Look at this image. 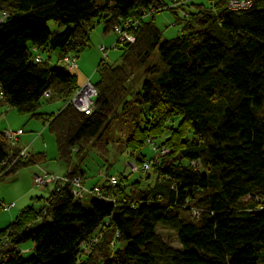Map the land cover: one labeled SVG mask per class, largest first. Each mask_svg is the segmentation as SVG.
I'll return each mask as SVG.
<instances>
[{"label": "trees", "instance_id": "16d2710c", "mask_svg": "<svg viewBox=\"0 0 264 264\" xmlns=\"http://www.w3.org/2000/svg\"><path fill=\"white\" fill-rule=\"evenodd\" d=\"M162 10L172 11L183 26L179 36L163 38L153 21L144 19ZM1 12L0 108L40 121L61 160L88 146L100 151L95 144L116 117L125 132L120 146L126 160L147 161L148 169L136 173H145L144 184L130 178L126 166L111 185V175L99 172L102 181L86 187L98 185L104 197L74 198L69 182L44 187L49 188L44 198L33 197L0 230V236L9 231L10 245L30 241L31 256L9 250L0 264H264L261 2L234 11L226 0H0ZM100 14L107 30L125 19L137 26L130 30L133 42L116 47L121 50L117 64L101 58L95 66L96 94L92 110L84 114L68 103L78 88L70 70L47 59L34 62L32 56L35 49L39 55L57 49L59 55L76 56L88 46L83 24ZM48 20L63 30L49 31ZM154 52L160 65L145 66L149 77L125 99L126 77ZM54 98L62 102L55 111L39 110ZM167 129L159 142L169 151L154 156L147 139L159 140ZM17 142L27 157L12 161L0 176L43 168L44 154L29 153ZM107 142H102L104 152ZM6 149L0 130V160ZM64 173L83 184L80 164ZM191 208L200 211L198 217H191ZM158 225L175 231L180 249L161 239ZM92 237L84 254L81 244Z\"/></svg>", "mask_w": 264, "mask_h": 264}, {"label": "rangeland", "instance_id": "374dc122", "mask_svg": "<svg viewBox=\"0 0 264 264\" xmlns=\"http://www.w3.org/2000/svg\"><path fill=\"white\" fill-rule=\"evenodd\" d=\"M177 15L181 16L179 10H177ZM104 19V14H100L98 17L93 18L87 23L83 24V28L88 38V46L75 53L77 67L69 71V73L75 78V82L78 87H80L84 83L86 78H89L91 82H94L96 80L97 75L94 72V68L101 58H103V61L110 64H117L119 62L121 50L119 48L117 49V46L115 48H111V45L115 40V34L113 31L105 29ZM144 19L153 21L163 38H174L176 36H179L182 32L183 26L181 24L175 23V15L170 10L154 12L153 14H151V16H147ZM46 28L49 31L60 32L64 27L59 26L52 20H48L46 22ZM99 45H103L106 48L105 53L98 49ZM46 51L50 52V54L54 57L58 55L54 63L62 67V62L58 60L59 56L61 55L58 54V50L49 49ZM46 51L41 50L40 54H42L43 56L40 55V58L46 59L44 56L47 54ZM49 64L52 63L50 62ZM158 64V56L156 52H154L153 54H151L149 60L145 64H143L140 68H135L132 70V74L128 75L125 80L128 92L125 99H131L135 91L139 89L141 81L149 77L143 70L145 66L147 67ZM43 100L44 99H42V101ZM61 104V100L54 98L50 102L42 103L39 110L41 112L55 111ZM73 108L76 109L75 107ZM23 117L24 116L18 114L14 109L7 108V106L3 105V107L0 108V130H15L17 128H15V126H17L18 123L22 121ZM177 120L178 119L175 118L176 122ZM170 125L171 124H169V126ZM120 127L121 125L117 121V118L110 117V119L108 120L106 131L103 133L101 140L95 144V146L99 148L100 151H98L93 146H88L85 148L84 152L71 154L70 158L65 159V162L58 160L54 138L45 127L42 130V135L37 136V139H35L33 145L35 144L39 149L37 150L38 152H43L44 154V160L41 162L42 166L44 168H47V170H50L49 172L53 174H59V172L60 174H62L64 173L66 165L77 163L80 164V166L88 176L96 175L97 172H102V175L106 173V176H118L125 173L123 167L127 166L128 161L126 160L125 152L121 151L122 146H120V144L125 137V132L119 130L121 129ZM169 131V129L165 130L162 137L158 141H164V138L170 133ZM20 139L21 136H19V140ZM105 139L108 142L106 145V150L104 152L102 142ZM148 151L149 149L146 150V152ZM80 158H82V160L79 162L78 160ZM29 168L32 169V166H30ZM29 170L30 169L22 168L17 170V172L13 174L0 176V200H3L4 202H12L14 205L9 210L0 209V230L7 227L9 222L14 218L15 214H17V212L25 204L33 202V197L39 196L44 198L46 196L45 191L41 192V189H38L32 185L30 173L31 170ZM18 173L20 174V176L16 177ZM144 175L145 173L136 174L135 172L130 175V178L144 181ZM14 177H16V179H14ZM144 183L145 181L142 182V184ZM28 185L29 192L24 195L25 191L23 190L24 188L28 187ZM242 201L248 203L249 198L244 197ZM34 204L37 207L39 205V202L34 201ZM181 215L184 216L182 212ZM156 232L159 234L161 239L165 241L169 246L177 249L181 248L174 230L158 225L156 227ZM19 247L21 249H27L23 253V258L31 256L32 244L30 241L19 243Z\"/></svg>", "mask_w": 264, "mask_h": 264}, {"label": "built area", "instance_id": "2783aa9c", "mask_svg": "<svg viewBox=\"0 0 264 264\" xmlns=\"http://www.w3.org/2000/svg\"><path fill=\"white\" fill-rule=\"evenodd\" d=\"M255 2H261L264 5V0H226V5L229 9L237 11V10H244L252 7ZM4 12H1L0 14V21L2 17L4 16ZM137 26L136 21H133L131 19H125L120 23H115L111 27V31L115 34V40L113 44L111 45V48H115L118 45H121L122 43H132L133 42V36L130 33L131 29H135ZM98 49L105 53L106 48L103 45H99ZM37 50V49H35ZM33 51V61L34 62H40L42 58H40V55ZM62 62V66L66 70H71L77 67L75 56L69 53L61 54L59 56V59ZM49 93L48 90H45L43 92L44 96H47ZM96 94V90L92 84V82L89 80V78H86L84 83L76 88L74 92L71 94V97L68 99V103H70L73 107L76 108L77 111H80L84 114L90 113L93 107V97ZM1 99V95H0ZM23 133L22 128H16L15 130H3L2 135L7 143V155L5 158L0 160V175H2L6 169L9 167L12 161H14L17 158H25L27 157V153L24 146L18 145V139L19 136ZM147 144L150 149V153H153L154 156H159L162 154H165L169 151L168 148L161 145V143L158 140H154L153 137H150L147 139ZM76 150V149H73ZM8 157L11 159V161H8ZM191 164H193L196 168L200 167V162L197 160L191 161ZM126 168L131 173H138V172H145L148 169V162L142 161L140 163H136L133 160L127 161ZM70 183L69 192L74 198H84L86 195H94L98 197H104V192L98 187V185H94L92 187H86L84 186L78 177H68L66 173L64 174H53L49 173L45 169L36 166L35 170L31 173V183L33 186H35L38 189H43L46 186H49L50 189H56L59 186H62L65 183ZM108 185L115 183V177L114 175L108 176L107 178ZM13 203L12 202H4L0 200V209L1 210H9L12 208ZM200 211L196 208L190 209V215L191 217H198ZM96 237L89 238L85 242L81 244V250L85 254L89 251L91 243L94 242ZM9 240V231H4L2 235L0 236V263L5 259L7 253L9 250H13L14 252L18 253L19 255H23V253L27 249H21L19 245H10L8 244Z\"/></svg>", "mask_w": 264, "mask_h": 264}, {"label": "crops", "instance_id": "0c3cea01", "mask_svg": "<svg viewBox=\"0 0 264 264\" xmlns=\"http://www.w3.org/2000/svg\"><path fill=\"white\" fill-rule=\"evenodd\" d=\"M47 54L46 55H44L45 56V58L47 59V63L49 64L50 62L52 63V64H54V62H55V59L57 58V56L58 55H56L55 57L54 56H52L51 54H50V52H46ZM59 54V53H58ZM41 56H43L42 54H41ZM50 65V64H49ZM10 109H13V108H10ZM21 115V114H20ZM22 116H24L23 117V119H22V121H20V123H18V125L17 126H15V128L17 127V128H20V127H23L22 129H23V133L21 134V139H20V143L21 144H25L26 146H27V149H28V151H29V153H32V154H34V153H36V152H38L37 150H39L37 147H36V145L34 144L33 145V142L35 141V139H37V136L39 135V136H41L42 135V130L44 129V127H43V125H42V123L40 122V121H38V120H35V119H32V118H28V117H26L25 115H22ZM42 150H43V148H42ZM43 153V152H42ZM145 153V152H144ZM58 160H61V159H58ZM61 161H64L65 162V160H61ZM41 166H42V164L41 163H39ZM74 164L73 163H71V164H69V165H66V167L65 166H63V167H65V170H64V172L65 171H67V170H69L72 166H73ZM43 167V166H42ZM44 168V167H43ZM82 168V167H81ZM27 169H30L31 170V168H27ZM45 170H47V168H44ZM29 170V171H30ZM83 170V169H82ZM47 171H50V170H47ZM63 172V171H62ZM31 173V172H30ZM57 173V172H56ZM59 174H60V172H59ZM18 176H20V174L18 173L17 174V176L16 177H18ZM103 176V175H102ZM102 176H101V174H99L98 172L96 173V175H90V176H88V175H86V173H85V171L83 170V173H82V181H83V184L85 185V186H91V185H93L95 182H100V181H102ZM16 177H14V179H16ZM95 179H94V178ZM93 178V179H92ZM29 185H28V187H26V188H24V190L23 191H25L24 192V195H26L28 192H29ZM41 192H43V191H45L46 192V195H47V193H48V191H49V188H45V189H43V190H40ZM23 196V195H22ZM3 201V200H2ZM25 205H27V204H25ZM24 205V206H25ZM14 206V205H13ZM12 206V207H13Z\"/></svg>", "mask_w": 264, "mask_h": 264}]
</instances>
